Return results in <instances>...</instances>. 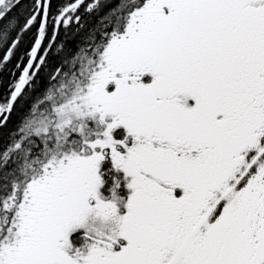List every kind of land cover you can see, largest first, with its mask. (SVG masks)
Here are the masks:
<instances>
[{
  "label": "snow or ice",
  "instance_id": "snow-or-ice-1",
  "mask_svg": "<svg viewBox=\"0 0 264 264\" xmlns=\"http://www.w3.org/2000/svg\"><path fill=\"white\" fill-rule=\"evenodd\" d=\"M0 264H264V0H0Z\"/></svg>",
  "mask_w": 264,
  "mask_h": 264
},
{
  "label": "trees",
  "instance_id": "trees-1",
  "mask_svg": "<svg viewBox=\"0 0 264 264\" xmlns=\"http://www.w3.org/2000/svg\"><path fill=\"white\" fill-rule=\"evenodd\" d=\"M0 94H2V89H0Z\"/></svg>",
  "mask_w": 264,
  "mask_h": 264
}]
</instances>
